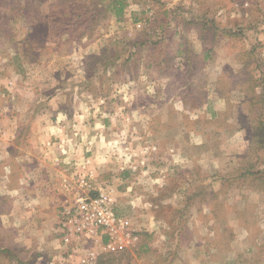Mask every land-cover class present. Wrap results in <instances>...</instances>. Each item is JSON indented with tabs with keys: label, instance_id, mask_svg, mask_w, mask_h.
Masks as SVG:
<instances>
[{
	"label": "rangeland",
	"instance_id": "rangeland-1",
	"mask_svg": "<svg viewBox=\"0 0 264 264\" xmlns=\"http://www.w3.org/2000/svg\"><path fill=\"white\" fill-rule=\"evenodd\" d=\"M115 1L0 0V264L122 252L100 197L122 264H234L220 235L264 244V0Z\"/></svg>",
	"mask_w": 264,
	"mask_h": 264
},
{
	"label": "built area",
	"instance_id": "built-area-1",
	"mask_svg": "<svg viewBox=\"0 0 264 264\" xmlns=\"http://www.w3.org/2000/svg\"><path fill=\"white\" fill-rule=\"evenodd\" d=\"M89 205L96 208V212L93 213L94 218L91 220V224L94 226H104L108 229V243L107 248L110 251H117L127 249L135 246L138 235L136 231L129 226V220L118 219L109 202L105 197L96 198L86 202ZM82 208H87V205H82ZM122 230V231H118ZM121 232V234H117Z\"/></svg>",
	"mask_w": 264,
	"mask_h": 264
},
{
	"label": "crops",
	"instance_id": "crops-1",
	"mask_svg": "<svg viewBox=\"0 0 264 264\" xmlns=\"http://www.w3.org/2000/svg\"><path fill=\"white\" fill-rule=\"evenodd\" d=\"M244 236L240 234H234L230 236L220 235L219 242L224 244V249L220 252V259L224 258L226 245H230L236 248L234 257L231 259L234 264H257V259L260 257V251L264 248V244L256 245L255 243H261V240H257L256 237L250 236L246 237L243 243ZM264 239V238H263ZM227 250V248H226ZM259 256V257H258ZM226 261V260H225ZM226 264V262H224Z\"/></svg>",
	"mask_w": 264,
	"mask_h": 264
},
{
	"label": "trees",
	"instance_id": "trees-1",
	"mask_svg": "<svg viewBox=\"0 0 264 264\" xmlns=\"http://www.w3.org/2000/svg\"><path fill=\"white\" fill-rule=\"evenodd\" d=\"M114 7H116L117 12L119 13L122 9V1L121 0H116L114 3ZM122 252L119 253H103L100 254L97 257V264H122V257H126L124 260H128L129 259V253H125L127 250L126 249H122ZM125 253L126 256H123ZM126 264H128L126 262Z\"/></svg>",
	"mask_w": 264,
	"mask_h": 264
}]
</instances>
